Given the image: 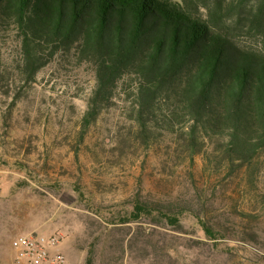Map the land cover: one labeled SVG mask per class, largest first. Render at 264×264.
<instances>
[{
	"label": "trees",
	"instance_id": "trees-1",
	"mask_svg": "<svg viewBox=\"0 0 264 264\" xmlns=\"http://www.w3.org/2000/svg\"><path fill=\"white\" fill-rule=\"evenodd\" d=\"M51 64L92 76L79 143L119 100L126 154L163 143L231 176L264 151V0H0V94ZM131 206L179 220L160 199Z\"/></svg>",
	"mask_w": 264,
	"mask_h": 264
},
{
	"label": "rangeland",
	"instance_id": "rangeland-1",
	"mask_svg": "<svg viewBox=\"0 0 264 264\" xmlns=\"http://www.w3.org/2000/svg\"><path fill=\"white\" fill-rule=\"evenodd\" d=\"M92 84L51 64L19 99L0 94V264H18L11 239L30 232L60 234L64 264H264V151L231 176L163 143L126 154L119 100L79 143ZM136 194L178 223L129 219Z\"/></svg>",
	"mask_w": 264,
	"mask_h": 264
},
{
	"label": "built area",
	"instance_id": "built-area-1",
	"mask_svg": "<svg viewBox=\"0 0 264 264\" xmlns=\"http://www.w3.org/2000/svg\"><path fill=\"white\" fill-rule=\"evenodd\" d=\"M1 193L0 180V195ZM60 241L61 236L57 233L30 232L14 236L10 243L18 264H64L65 256L57 250Z\"/></svg>",
	"mask_w": 264,
	"mask_h": 264
}]
</instances>
